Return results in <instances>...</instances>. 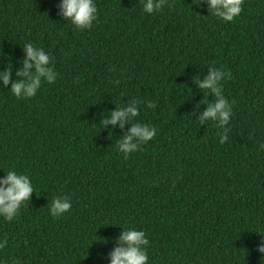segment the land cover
<instances>
[{
  "label": "trees",
  "instance_id": "1",
  "mask_svg": "<svg viewBox=\"0 0 264 264\" xmlns=\"http://www.w3.org/2000/svg\"><path fill=\"white\" fill-rule=\"evenodd\" d=\"M94 2L97 19L79 31L60 0H0V71L11 65L9 84L0 80V177L15 169L35 190L13 221L0 218V264H110L122 226L145 232L148 264H264V0H244L229 22L206 0H168L152 14L139 0ZM27 42L58 75L17 99ZM209 66L229 73L223 144L198 121L214 99L197 82ZM129 104L137 117L101 124ZM138 122L156 135L125 159L115 145ZM61 195L71 209L53 218Z\"/></svg>",
  "mask_w": 264,
  "mask_h": 264
},
{
  "label": "clouds",
  "instance_id": "2",
  "mask_svg": "<svg viewBox=\"0 0 264 264\" xmlns=\"http://www.w3.org/2000/svg\"><path fill=\"white\" fill-rule=\"evenodd\" d=\"M198 6H202L201 0H193ZM208 4V15H211L223 22L233 21L242 11L244 0H206ZM142 10L146 14L160 11L168 0H139ZM59 14L66 21L70 22L75 30L83 31L90 29L97 19V7L94 0H60ZM25 56L23 68L18 70L16 75L20 79L11 83L9 92L17 99L31 98L36 95L42 80L49 84L55 82L57 72L51 64V55L42 47L32 42L24 44ZM29 69H34L29 73ZM226 70L209 66L207 75L203 79L197 78L198 86L214 97L212 101H205L207 108L200 115V125L212 122L219 129L216 133L219 142L223 144L228 139V124L232 115V106L223 94L222 80L228 78ZM11 77V65L0 71V80L8 85ZM148 108H154L151 101L146 103ZM139 104L117 106L104 119L101 124L106 128L108 124L115 125L120 122L121 127L128 120L139 115ZM156 135V129L150 124L135 123L115 145V149L127 159L130 154L135 153L140 145L146 144ZM259 149L264 150V143L259 144ZM35 192L30 176L9 169L3 177H0V218L4 221H13L20 213L23 206L28 205L32 193ZM71 201L66 196H56L50 202L49 215L53 218L62 217L71 209ZM261 240L258 242L257 251L264 257V233L258 232ZM106 242V241H105ZM149 240L145 232L133 227L122 226V231L116 240V246L109 253L110 264H148L149 256L146 248ZM7 246V238H0V250Z\"/></svg>",
  "mask_w": 264,
  "mask_h": 264
}]
</instances>
